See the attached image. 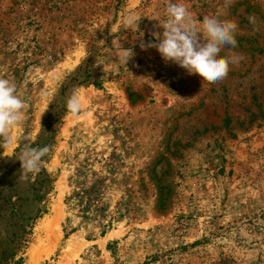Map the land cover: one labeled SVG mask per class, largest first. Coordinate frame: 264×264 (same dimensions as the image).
I'll list each match as a JSON object with an SVG mask.
<instances>
[{
    "label": "rangeland",
    "instance_id": "1",
    "mask_svg": "<svg viewBox=\"0 0 264 264\" xmlns=\"http://www.w3.org/2000/svg\"><path fill=\"white\" fill-rule=\"evenodd\" d=\"M167 2L0 0V77L27 92L0 142V264H264V0H180L238 25L217 82L150 46ZM24 144L50 146L38 172Z\"/></svg>",
    "mask_w": 264,
    "mask_h": 264
},
{
    "label": "clouds",
    "instance_id": "2",
    "mask_svg": "<svg viewBox=\"0 0 264 264\" xmlns=\"http://www.w3.org/2000/svg\"><path fill=\"white\" fill-rule=\"evenodd\" d=\"M233 0H226L231 4ZM135 16H128L125 23L138 28ZM255 22V17H250ZM161 25V24H160ZM164 29L158 43L150 45L157 48L165 61L178 64L189 74H199L208 82H217L227 77L230 66L238 64V56H221L225 47L235 48L238 25L218 15L205 16L197 20L186 4L180 0H168L166 19L161 25ZM132 48H123L118 55L120 63L127 65L133 57ZM8 78L0 77V142L11 145L14 138L10 130L22 124L27 105V92ZM84 107V99L74 90L66 102L67 111L76 116ZM50 146L42 148L24 144L18 156L25 175L38 172L42 159L50 152Z\"/></svg>",
    "mask_w": 264,
    "mask_h": 264
}]
</instances>
